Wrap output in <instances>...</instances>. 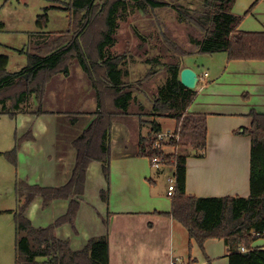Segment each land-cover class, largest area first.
<instances>
[{
    "label": "trees",
    "instance_id": "16d2710c",
    "mask_svg": "<svg viewBox=\"0 0 264 264\" xmlns=\"http://www.w3.org/2000/svg\"><path fill=\"white\" fill-rule=\"evenodd\" d=\"M128 0H69L66 7L70 16L69 27L55 32L43 44L27 49L28 64L20 71L7 69L9 56L0 53V93L15 88L11 109L7 110L6 97L0 98V113L15 117L21 103L34 93L38 99L36 114L46 112L45 94L49 81L59 72H68L71 59L77 60L87 73L97 94L99 110L96 118L74 139L76 160L70 179L60 186H41L30 184L17 178L15 193L17 209L9 210L14 214L16 223L15 264H110V246L108 234L91 237L81 249H73L69 239L60 238L57 228L66 223L74 224L79 209V200L75 197L84 193L87 170L91 162L98 161L107 181V188L101 191L103 200H108L111 173V127L113 122L128 112L134 100L132 87L122 78L123 71L118 68L121 59L105 56L104 49L112 43L115 34L114 14L118 5ZM145 9L155 10L170 6L190 24L200 29L201 37L195 54L227 52L231 59H264V31H243L239 25L244 15L252 12L254 2L245 14L232 11L236 0H203L200 7L191 10L183 5L170 4L165 0H131ZM48 14L39 16V23L48 21ZM92 33L96 56L89 54L85 38ZM166 44L176 56L184 59L192 52L163 34ZM97 58V59H96ZM183 67L170 64L167 67L168 79L160 88L155 101L156 117L151 121V130L140 139L139 155L154 156L161 159L164 166H174L176 178L175 194L171 196L172 207L169 215L180 221L188 230L189 236L203 246L211 237L223 238L229 247L230 264H264V248H252L258 238L256 233H264V113L252 110L253 120L245 133L251 136V192L247 196H196L186 191L187 154L176 149L175 138L164 142V148H154L153 143L162 125L158 117L174 118L175 132L180 133V125L185 120L184 129L202 132L201 147L206 146L205 119L189 108L197 95L196 89L184 86L180 80ZM36 82V84H35ZM19 89V90H18ZM104 94H111L105 97ZM120 109L121 111L117 110ZM71 121L76 116L69 115ZM29 130L16 138V145L10 151L0 152L17 165L21 144L32 138ZM172 147L167 151L166 147ZM202 155V154H200ZM37 196H41L43 207L55 199H69L65 214L45 227H35L27 217L26 211ZM250 250L241 252L240 247Z\"/></svg>",
    "mask_w": 264,
    "mask_h": 264
},
{
    "label": "crops",
    "instance_id": "0c3cea01",
    "mask_svg": "<svg viewBox=\"0 0 264 264\" xmlns=\"http://www.w3.org/2000/svg\"><path fill=\"white\" fill-rule=\"evenodd\" d=\"M253 2L236 0L232 11L243 14ZM251 18L258 23H250ZM246 25L259 26L247 31H264V0L244 15L238 28L243 30ZM226 67L213 77L209 69L202 70L199 75L207 72L208 76L195 88L197 95L189 108L203 115L206 130L204 148L182 147V153L188 155L186 191L196 196H247L251 192L252 140L245 129L251 126L252 110L264 113V59H231ZM245 69L251 73L240 74ZM79 93L68 92L65 87L61 95L65 102L70 95L69 101L75 96L83 102L76 112L17 111L16 133L30 130L33 136L21 144L17 177L41 186H60L70 179L76 160L73 141L100 109L96 92L84 98ZM130 107L111 127L108 200L101 197V191L107 188L102 166L93 161L87 170L84 193L75 196L79 200L75 223L58 227L57 235L69 239L77 250L91 237L108 234L110 264H171L172 259H178L179 264H230L229 247L223 238H208L201 246L180 221L166 213L172 207L171 196L159 195L153 188L169 173L161 170L163 175L158 179L152 177L150 159L138 153L145 135H140L138 143L132 141L133 130L144 127L139 118L142 116L134 117ZM70 114L76 116L75 121L70 120ZM161 118L156 119L161 123ZM193 132L195 139L200 138L201 131ZM23 157L26 162L22 168ZM68 207L69 199H55L43 207L42 197L37 196L26 215L35 227H45L65 214ZM252 248H264V236L255 239Z\"/></svg>",
    "mask_w": 264,
    "mask_h": 264
},
{
    "label": "rangeland",
    "instance_id": "374dc122",
    "mask_svg": "<svg viewBox=\"0 0 264 264\" xmlns=\"http://www.w3.org/2000/svg\"><path fill=\"white\" fill-rule=\"evenodd\" d=\"M68 1L0 0V53L9 56L8 71H20L28 64V55L25 52L27 49L31 51L34 47L48 41L52 34L55 35V32L66 30L69 27V10L56 8V6L66 7ZM165 1H169L170 4H181L191 10L200 7L203 2V0ZM253 1L256 2L257 0ZM117 8L114 14L115 34L112 43L105 47L104 54L105 56H114L121 59L118 68L125 73L122 74V78L126 84L132 87L134 100L130 108L134 112V117L142 116L139 117L141 118L140 123L141 126L145 127L141 128L139 126V129L132 131V141L138 143L140 135L147 136L152 128L151 121L156 117L155 113L157 112L154 109L155 101L159 97L160 88L168 79L167 67L170 64H178L179 67L184 65L193 67L198 74L204 69H209L212 74L211 77H213L225 68L227 69L226 66L230 60L227 52L224 51L196 55L195 51L198 45L194 39L201 37L200 29L190 24L187 19L180 16L176 9L170 6L159 7L155 10L147 9L146 11L139 8L135 2L128 0L120 3ZM45 13L48 14V21L40 24L39 16ZM249 22L258 23L252 18L249 19ZM254 27L259 26L246 25L245 29H242L247 31L252 30ZM163 34L193 54L186 56L183 60L180 59L168 47ZM94 38L95 36L92 33H88L85 38V45L89 50L87 52L92 54L93 57L96 56L93 45ZM229 64L232 66V63ZM230 65L227 70L230 69ZM67 66L68 72H59L49 81L45 94L44 107L46 110L62 109L63 111L76 112V110L82 109L83 106H80V104H83V102L74 99L75 96L72 101H69L71 95L67 102L64 101V96L61 95L64 93L65 87L68 88V92L75 94L82 91L79 93H83L82 98L95 94V89L87 73L78 64L77 60L71 59ZM250 73V69H245L240 74L248 75ZM17 94L18 91L15 88L0 93V98H7L5 104L7 110L11 109L14 102L13 98ZM104 96L108 98L111 97V94H104ZM37 104L38 99L36 94L33 93L27 101L21 103L20 109L34 111L38 109ZM161 119L163 132L169 133L176 129L177 123L174 118L162 117ZM16 122L17 118L11 117L7 113H0V150L3 152L12 150L16 145V138L23 135L21 132L16 133ZM184 122L185 120L180 125L176 149L183 152L182 147L187 146L189 149L192 147L191 149L198 150L202 144L201 136L195 139L196 136L192 130L188 131L183 128ZM18 124L20 125V123ZM134 142H131V144L135 145ZM165 149L167 151L173 150L169 146ZM19 151L18 157L20 155ZM25 162L26 159L23 157L22 168ZM151 170L154 179H158V176L163 175L161 170H164V173H169L167 177L160 178L158 185L153 189L157 194L165 193L170 198L167 194L170 184L169 178L171 177L172 180L175 178L174 166H162L159 169L152 165ZM17 171V165H13L5 155H0V264H15L16 223L14 214L6 210L17 209L18 206L15 193V182L18 178Z\"/></svg>",
    "mask_w": 264,
    "mask_h": 264
},
{
    "label": "built area",
    "instance_id": "2783aa9c",
    "mask_svg": "<svg viewBox=\"0 0 264 264\" xmlns=\"http://www.w3.org/2000/svg\"><path fill=\"white\" fill-rule=\"evenodd\" d=\"M206 76H208V73H204L203 75H199V81L198 84L201 83V81H203ZM175 138L176 140H178L179 138V134L175 132V130L173 132H169V133H165L163 132V130L161 132H159L157 134V139L155 140V142L153 143L154 148H164V142L165 141H169L170 139ZM151 164L156 167V168H161L163 165V163L161 162V159L157 156H154L151 159ZM170 184H169V188H168V195L169 196H173L175 194V189H176V178H174V180L171 179V177L169 178ZM258 237L264 236V233H256ZM250 249L246 246H241L240 247V251L241 252H247ZM171 264H179L178 259H172L171 260Z\"/></svg>",
    "mask_w": 264,
    "mask_h": 264
},
{
    "label": "water",
    "instance_id": "95a60500",
    "mask_svg": "<svg viewBox=\"0 0 264 264\" xmlns=\"http://www.w3.org/2000/svg\"><path fill=\"white\" fill-rule=\"evenodd\" d=\"M181 83L190 89H195L199 81L197 71L191 67H184L180 72Z\"/></svg>",
    "mask_w": 264,
    "mask_h": 264
},
{
    "label": "clouds",
    "instance_id": "9594fccd",
    "mask_svg": "<svg viewBox=\"0 0 264 264\" xmlns=\"http://www.w3.org/2000/svg\"><path fill=\"white\" fill-rule=\"evenodd\" d=\"M199 75V74H198ZM198 85V84H197Z\"/></svg>",
    "mask_w": 264,
    "mask_h": 264
}]
</instances>
